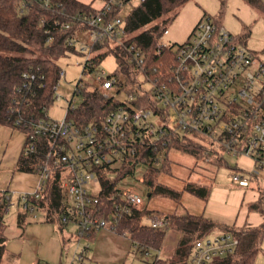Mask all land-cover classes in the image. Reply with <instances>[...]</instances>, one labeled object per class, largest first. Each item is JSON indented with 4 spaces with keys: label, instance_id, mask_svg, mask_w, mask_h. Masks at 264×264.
I'll return each instance as SVG.
<instances>
[{
    "label": "built area",
    "instance_id": "2783aa9c",
    "mask_svg": "<svg viewBox=\"0 0 264 264\" xmlns=\"http://www.w3.org/2000/svg\"><path fill=\"white\" fill-rule=\"evenodd\" d=\"M124 3L125 0H106L98 12L88 15L71 14L53 0L20 2L24 10L38 5L51 12L49 18L40 19L48 44L56 40L60 31L78 26L68 41L70 45L76 48L77 33L87 30L91 49L99 42L120 46L138 70L132 84L116 72L106 75L102 69L93 89L77 86L78 92L97 91L104 100H115L114 107L99 119L79 123L67 111L62 120H53L48 117L46 107V115L35 119L25 107L12 108L16 113L13 128L25 133L22 153L38 157L40 178L33 191L0 190V203H4L8 215L30 212L36 218L41 210L37 203L50 179L59 174L64 198L60 222L63 228L73 225L70 236L75 246L67 264H102L89 258L92 238L103 228L115 230L117 222L132 209H148L150 186L146 179L151 170L160 169L163 173V168L172 164L169 152L176 148L173 145L176 140L195 135L193 139L206 147L199 158L205 162L226 153L244 155L254 161L252 175L264 170L261 54L248 48L222 23L205 16L185 42L174 46L176 62L170 70H156L155 75L149 76L142 51L135 44L126 43L124 20L119 16ZM168 33L166 28L158 42L159 48L170 46L162 41ZM121 34L123 38L119 37ZM113 42L115 45L111 46ZM86 49L82 46L81 51ZM65 75L61 69L59 81ZM24 77L27 81L19 91H32L36 74L25 72ZM234 179L241 186L250 185L243 175L235 174ZM103 180L113 183L112 190L120 199L107 212ZM146 220L154 227L167 224L166 218L152 214ZM240 244V238L232 231H214L197 241L181 264H216L234 254ZM160 254V251L155 254L151 247L145 251L157 264Z\"/></svg>",
    "mask_w": 264,
    "mask_h": 264
},
{
    "label": "trees",
    "instance_id": "16d2710c",
    "mask_svg": "<svg viewBox=\"0 0 264 264\" xmlns=\"http://www.w3.org/2000/svg\"><path fill=\"white\" fill-rule=\"evenodd\" d=\"M22 0H0V126L14 127L13 119L16 113L13 107H25L31 111L35 119L44 117V108L54 101L55 86L59 81L60 66L57 58L69 51H78L68 43L76 33L78 26L73 30H62L52 44L46 41V34L40 24L42 16L50 17L51 12L38 5H31L28 10L20 6ZM60 3L71 14L86 13L92 15L99 11V6L93 5L95 0L89 3L81 0H53ZM106 1V0H102ZM130 0H125V2ZM189 0H144L134 5L131 12L124 19L126 43L135 44L146 58L145 72L149 76L155 75L157 70H167L176 62V50L174 44L159 48L158 42L168 24L175 18L174 12ZM118 11V10H117ZM163 18V19H159ZM84 63V71L87 68L92 71L109 53H113L118 61L116 73L125 77L126 81L133 83L136 80L138 70L126 57V52L120 46L110 47L108 43L99 42L94 45L95 50L105 48ZM91 61V63H89ZM91 64V65H90ZM25 72H33L37 79L33 82V90H22L27 79ZM43 76V78H42ZM40 85V86H39ZM130 85V84H129ZM130 90H133L131 88ZM115 100H104L97 91L84 90L83 101L76 108H69L68 112L77 122H88L99 119L110 108L114 107ZM23 131V130H22ZM173 145L186 151L197 158H201L206 147L190 136L174 141ZM224 157L212 156L210 161L219 165ZM170 165L163 168L170 173ZM38 157L34 154L24 156L21 152L17 169L24 172H37ZM162 173L160 169L150 171L146 183L150 186V196L163 195L179 200L181 191L175 190L159 181ZM105 186L106 201L104 211L114 207V201L120 200L112 190V182L103 180ZM186 191L207 200L211 193V185L188 182L184 188ZM260 201L251 202L249 209L258 211L264 216V193H261ZM62 186L59 174H56L48 183V188L43 197L37 203L45 211L43 221L55 223L60 230L63 224L60 215L64 210ZM152 210L132 209L117 222L115 231L127 235L135 244L136 253L145 254L149 247L161 248L168 229L180 233L177 251L170 258L171 263L181 264L187 259L194 244L215 231L216 223L204 215L192 213L169 214L165 226L154 227L145 219ZM4 212V203H0V264L3 262L12 264L16 259L7 251V236L5 228L8 225ZM33 219L30 212H20L18 225L24 227ZM227 231L237 234L241 240L236 252L230 256L216 261V264H254L257 252L261 249L264 236V221L260 225L244 224L241 227L228 226ZM9 255L8 258L5 257ZM8 259V260H7ZM161 261V260H159Z\"/></svg>",
    "mask_w": 264,
    "mask_h": 264
},
{
    "label": "rangeland",
    "instance_id": "374dc122",
    "mask_svg": "<svg viewBox=\"0 0 264 264\" xmlns=\"http://www.w3.org/2000/svg\"><path fill=\"white\" fill-rule=\"evenodd\" d=\"M81 1L89 3L92 0ZM103 2L102 0H95L93 5L99 6ZM139 2L140 0L125 2L119 11V16L124 20L133 6ZM172 13L175 14V18L168 24L169 33L162 38V41L166 44L179 45L185 42L193 30L191 25L194 22L198 23L205 16H210L238 36L248 48L261 54L264 58V0H189ZM77 34L75 46L78 51H69L57 58V64L62 70H65L66 75L60 79L56 98L47 108V115L53 120H62L69 107H77L82 103L83 93L76 91L77 86L82 85L87 89H93L96 85L97 75L102 69L106 71V75H113L118 70L116 56L109 53L99 64H96L94 70L84 71L86 59L105 51L106 47L97 50L91 49L88 31L81 30ZM119 37L123 38L124 35L121 34ZM114 45V42L111 43V46ZM82 46L87 49L81 51ZM141 80L143 81V79ZM6 131L5 127L0 128V134L2 135L0 142V182L10 181L9 189L33 191L38 184L39 174L18 170L16 163L13 161L14 158H12L17 155L18 143L25 133L20 129H16L15 135L10 137ZM190 137L196 139L193 134ZM187 154L190 153L174 147L169 152L171 162L174 165H179L181 163L180 156ZM212 168L211 171L208 170L211 177L209 183L211 184V193L208 199L204 201V216L211 218L216 223L215 231H227L228 226L260 225L264 221V216L258 211L250 210L249 204L262 199L264 170L257 176L252 175L254 171L252 158L244 155L234 156L228 153L224 154L221 164L217 166L213 164ZM235 174L247 177L250 185L241 186L234 179ZM153 197L151 198L153 199ZM38 213L37 217L44 219L45 211L41 209ZM15 217L16 214L10 213L7 216V224L12 225ZM145 221L147 220L145 219ZM42 222L45 221L29 220L26 224ZM72 226V224L69 225V227ZM180 238L179 232L168 229L162 247L159 249L151 247L155 254L161 252V261L158 264H172L170 258L177 251ZM7 251L8 254H14L8 247ZM8 254L5 259L8 258ZM17 257H19L18 254ZM154 262L155 258L130 252L124 264H157ZM3 264L8 263L3 262ZM254 264H264V236Z\"/></svg>",
    "mask_w": 264,
    "mask_h": 264
},
{
    "label": "crops",
    "instance_id": "0c3cea01",
    "mask_svg": "<svg viewBox=\"0 0 264 264\" xmlns=\"http://www.w3.org/2000/svg\"><path fill=\"white\" fill-rule=\"evenodd\" d=\"M102 5V4H101ZM99 5V7L101 6ZM197 23H193L194 28ZM7 129L6 133L13 137L16 129L9 126H0ZM2 135L0 134V142ZM25 135H22L18 143L14 163H16L23 150ZM194 157V158H193ZM179 165L171 164L170 173L163 172L159 176V181L175 190L181 191L179 200L168 196L149 195L148 209L152 210L153 216L166 218L169 214L192 213L204 215V199L186 191L185 185L188 182L196 184L211 185L209 171L213 168L212 161L205 162L192 154L181 155ZM217 166V165H216ZM209 170V171H208ZM211 174V173H210ZM9 182H0V190L9 189ZM151 198V199H150ZM14 222L8 224L5 228V234L8 238L7 247L14 252L16 256L12 264H67L73 254L74 245L71 242V231L73 227L60 230L56 224L50 222L28 223L24 227L18 225V216ZM41 220L43 218H33L31 221ZM73 241V240H72ZM73 248V250H72ZM136 247L132 239L127 235L119 234L111 228H103L92 238L89 258L92 262L102 264H124L130 252H135ZM17 254L19 257H17ZM8 264H10L8 262ZM173 264V263H172Z\"/></svg>",
    "mask_w": 264,
    "mask_h": 264
}]
</instances>
